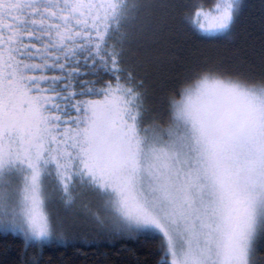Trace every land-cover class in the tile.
<instances>
[{
	"label": "snow or ice",
	"instance_id": "obj_1",
	"mask_svg": "<svg viewBox=\"0 0 264 264\" xmlns=\"http://www.w3.org/2000/svg\"><path fill=\"white\" fill-rule=\"evenodd\" d=\"M169 6L0 0V233L25 251L63 242L52 206L87 193L97 233L158 238L157 264H260L264 73L193 68L157 108L125 56ZM243 6L197 0L186 21L226 36Z\"/></svg>",
	"mask_w": 264,
	"mask_h": 264
},
{
	"label": "trees",
	"instance_id": "obj_2",
	"mask_svg": "<svg viewBox=\"0 0 264 264\" xmlns=\"http://www.w3.org/2000/svg\"><path fill=\"white\" fill-rule=\"evenodd\" d=\"M167 2L169 7L155 12V31L138 33V43L131 44L125 56L126 67L143 78L148 99L157 108L166 107L171 90L193 68L208 64L229 72L264 73V0H243L231 33L215 38L201 36L186 21L197 0ZM86 200L96 202L90 194ZM78 201L68 209L52 206L54 218L62 222L58 232L63 242L25 251L20 238L0 233V264H157L158 238L101 236ZM257 256L264 264V241Z\"/></svg>",
	"mask_w": 264,
	"mask_h": 264
},
{
	"label": "rangeland",
	"instance_id": "obj_3",
	"mask_svg": "<svg viewBox=\"0 0 264 264\" xmlns=\"http://www.w3.org/2000/svg\"><path fill=\"white\" fill-rule=\"evenodd\" d=\"M86 196V197H85ZM87 198V193H85L78 201V203H80L79 205L82 206V208L87 211L91 217V213H96V212H100L102 214V209L99 208L97 202H95V204H92L90 202H88L86 200ZM87 206V208L85 207ZM91 219V218H90Z\"/></svg>",
	"mask_w": 264,
	"mask_h": 264
}]
</instances>
